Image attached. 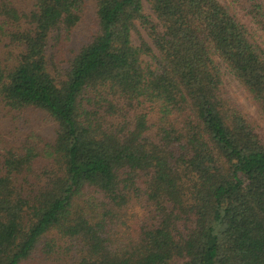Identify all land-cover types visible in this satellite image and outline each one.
<instances>
[{
    "label": "trees",
    "instance_id": "trees-1",
    "mask_svg": "<svg viewBox=\"0 0 264 264\" xmlns=\"http://www.w3.org/2000/svg\"><path fill=\"white\" fill-rule=\"evenodd\" d=\"M261 36L264 0H0V264H264Z\"/></svg>",
    "mask_w": 264,
    "mask_h": 264
},
{
    "label": "rangeland",
    "instance_id": "rangeland-1",
    "mask_svg": "<svg viewBox=\"0 0 264 264\" xmlns=\"http://www.w3.org/2000/svg\"><path fill=\"white\" fill-rule=\"evenodd\" d=\"M140 31L144 37L151 41L147 34V31L144 28L140 27ZM76 32L77 35H80L79 30H77ZM261 39L264 42V36H261ZM135 40L138 41V38L135 37ZM228 91L231 96L239 102L241 108L245 111V113L248 114L249 117L252 118L254 121H256V123L258 124L259 131L264 136V119L259 116L255 106L253 105L252 101L245 93V91L234 81L230 82L228 86Z\"/></svg>",
    "mask_w": 264,
    "mask_h": 264
}]
</instances>
